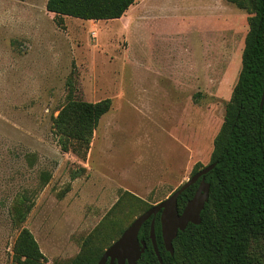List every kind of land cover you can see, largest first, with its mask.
Listing matches in <instances>:
<instances>
[{
    "label": "rangeland",
    "instance_id": "1",
    "mask_svg": "<svg viewBox=\"0 0 264 264\" xmlns=\"http://www.w3.org/2000/svg\"><path fill=\"white\" fill-rule=\"evenodd\" d=\"M45 2L0 0V264L20 227L48 264L86 240L105 248L208 164L250 15L226 0H135L89 21ZM69 96L111 100L84 158L54 132Z\"/></svg>",
    "mask_w": 264,
    "mask_h": 264
},
{
    "label": "trees",
    "instance_id": "2",
    "mask_svg": "<svg viewBox=\"0 0 264 264\" xmlns=\"http://www.w3.org/2000/svg\"><path fill=\"white\" fill-rule=\"evenodd\" d=\"M226 1L250 11L240 69L224 106L222 123L212 141L208 163L215 165L205 174L209 196L200 213V223H188L183 231L177 232L170 254L164 248L159 213L155 215V239L163 264H264V103L260 106L264 83V0ZM134 2L46 0L45 9L55 16L109 20L121 17ZM110 106V98L86 101L69 96L53 119L61 150H71L84 158L93 131ZM200 168L196 165L192 174ZM198 183L199 179L179 194V212ZM28 209L29 206H25L16 211L18 225ZM149 227L150 219L142 224L138 233L146 248L137 264H159L149 238ZM123 229L118 231L117 237ZM103 247L86 240L81 252L69 264H96ZM11 262L48 264L36 239L25 227H20L15 235Z\"/></svg>",
    "mask_w": 264,
    "mask_h": 264
},
{
    "label": "water",
    "instance_id": "3",
    "mask_svg": "<svg viewBox=\"0 0 264 264\" xmlns=\"http://www.w3.org/2000/svg\"><path fill=\"white\" fill-rule=\"evenodd\" d=\"M263 103L264 83L260 106ZM214 165V162L206 164L190 175L165 199L150 206L144 212L136 216L122 230L120 235L104 248L96 264H137L138 259L146 248L145 241L138 238V233L142 224L148 219H150L149 238L152 248L159 264H163L155 239V215L159 213L160 231L164 248L172 254V240L176 237L177 232L183 231L188 223L199 224L201 221L200 213L209 196V184L205 181V174L209 172ZM198 179L199 183L194 194L186 201L184 207L179 212L177 207V198L179 194Z\"/></svg>",
    "mask_w": 264,
    "mask_h": 264
},
{
    "label": "crops",
    "instance_id": "4",
    "mask_svg": "<svg viewBox=\"0 0 264 264\" xmlns=\"http://www.w3.org/2000/svg\"><path fill=\"white\" fill-rule=\"evenodd\" d=\"M132 5V4H131ZM131 5L126 9V11L123 13V15L119 18H122L124 16V14H126V12H128V10L130 9ZM117 19V18H116ZM111 20V19H110ZM89 21H92V20H89Z\"/></svg>",
    "mask_w": 264,
    "mask_h": 264
},
{
    "label": "built area",
    "instance_id": "5",
    "mask_svg": "<svg viewBox=\"0 0 264 264\" xmlns=\"http://www.w3.org/2000/svg\"><path fill=\"white\" fill-rule=\"evenodd\" d=\"M92 34H94V32L92 31Z\"/></svg>",
    "mask_w": 264,
    "mask_h": 264
}]
</instances>
